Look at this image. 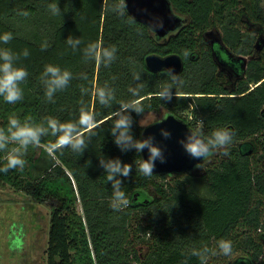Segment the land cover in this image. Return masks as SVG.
<instances>
[{
	"label": "trees",
	"instance_id": "obj_1",
	"mask_svg": "<svg viewBox=\"0 0 264 264\" xmlns=\"http://www.w3.org/2000/svg\"><path fill=\"white\" fill-rule=\"evenodd\" d=\"M170 1L185 20L161 38L127 8L122 16L114 11L120 0H0V35L13 37L0 43V49L29 52L16 62L29 73L20 85L23 99L10 104L0 97V128L7 129L13 115L45 126L47 117L74 121L81 100L99 123L82 156L70 148L50 155L46 145L55 137L49 135L41 138L40 146H29L32 154L23 158L22 170L0 172L1 183L51 205L47 264H201L192 253L204 248L209 249L206 264H227L231 256L229 264H264V36H258L264 32L262 0ZM51 4H58L59 15L52 13ZM212 29L221 36L213 37ZM69 36L82 41L76 51L66 42ZM90 43L117 48L110 67L84 58L83 49ZM152 53H178L184 59V70L177 74L184 84L173 89L177 95L171 102L154 95L168 76L147 67L146 56ZM46 65L72 73L54 102L46 99L40 79ZM224 71L233 74V84L224 82ZM134 73H140L139 81ZM105 84L114 89L110 107L94 95ZM139 85V96H133L129 88ZM81 86L87 94L82 95ZM136 99L142 101L144 114L164 108L188 122L184 114L190 110L203 122L205 136L217 128L231 130L229 155H217L200 177L191 171L173 182L167 180L172 174L143 176L136 163L142 153L121 152L110 134V116L119 103ZM132 116V131L139 139L142 116ZM6 155L0 151V167L6 165ZM103 156L132 165L131 175L121 177L129 204L119 211L110 206L111 183L99 165ZM220 240L231 241V255L220 254Z\"/></svg>",
	"mask_w": 264,
	"mask_h": 264
},
{
	"label": "clouds",
	"instance_id": "obj_2",
	"mask_svg": "<svg viewBox=\"0 0 264 264\" xmlns=\"http://www.w3.org/2000/svg\"><path fill=\"white\" fill-rule=\"evenodd\" d=\"M54 15L60 14L58 4L49 5ZM127 8L126 0H120L119 4L113 9L119 15H124ZM20 15L27 16V12H21ZM163 23L158 19L149 22V28L155 30L162 28ZM11 33L0 35V43L7 44L12 40ZM74 51L77 46L81 45V39H73L69 36L66 41ZM46 48V45H45ZM44 50V49H42ZM117 48L102 47L97 43H90L83 49V56L86 60H94L96 64L110 67L112 62L116 60ZM29 52L24 49L21 54L13 53L10 49H0V97L10 104H15L23 99V90L20 85L27 79L29 73L21 66H17V61L21 56L27 58ZM188 53L185 51L184 56ZM164 72L168 76V82L164 83L160 91L154 95L164 102H171L174 93V88L183 86V79L174 72V69L168 68ZM133 77L136 81L141 79L140 73H134ZM82 79H87L86 75H81ZM41 82L45 87V97L49 102H54L53 97L58 91L66 89L72 79V73L68 70H62L58 66L46 65L44 72L41 75ZM139 85L136 88H129L133 96H139ZM88 89L81 86L82 95L87 94ZM94 95L98 102L105 107H110L115 99L114 89L105 84L104 87H97ZM79 116L74 121L61 122L56 118L47 117L45 124L33 122L31 117H26L23 122L15 115L10 116L7 129L0 128V151H6V165L0 167V172L7 173L12 169L22 170L26 161L23 156L26 154L30 145L40 146L41 138L51 135L55 137L54 142L46 145V151L53 155L57 151H62L64 148H70L74 153L83 155L91 141L92 136L96 135L95 129L99 127L96 120V113L91 111L89 107L80 101ZM144 106L140 99L132 101H121L119 108L114 111L110 119L113 124L110 129V134L113 137L115 145L121 152L134 150L141 154L147 150V158L136 161L138 171L146 177L153 175L157 162L163 164L167 162L165 148L161 147L153 135L137 139L133 134L134 119L132 113L138 116H143ZM164 121L160 120L157 123L161 124ZM203 122L200 121L194 129H189L183 139L178 143L182 146L185 153L191 158L202 160L195 167L202 169L203 162L208 161L214 155L228 156V148L233 142V133L227 128H217L212 131L210 136H205L203 132ZM160 134L164 139H170L171 133L166 129H160ZM9 145H16L9 149ZM90 164V161H89ZM99 165L106 173L107 182L111 183L112 200L110 206L113 210L119 211L122 207L129 204L123 189V180L127 179L132 173V165L123 163L119 158H99ZM220 254L231 255L232 243L228 240H220L218 242ZM209 249L204 248L203 251H193V255L200 257L201 264H206ZM213 255L217 253L213 252Z\"/></svg>",
	"mask_w": 264,
	"mask_h": 264
},
{
	"label": "rangeland",
	"instance_id": "obj_3",
	"mask_svg": "<svg viewBox=\"0 0 264 264\" xmlns=\"http://www.w3.org/2000/svg\"><path fill=\"white\" fill-rule=\"evenodd\" d=\"M262 5L264 7V0H262ZM255 28L259 27L255 26ZM210 31L213 33V37L218 35L221 36V31L219 30L212 29ZM170 34L168 36H170ZM261 35L264 36V32L259 33L258 36L260 37ZM209 38L211 39L212 36ZM244 58L248 60V57L245 56ZM222 74L225 83L231 85L235 82L236 79L233 74L225 71ZM166 114L167 111L164 108L159 111L147 112L141 117L140 123L143 126H147L160 120ZM184 116H186L188 122L191 123L194 128L200 122L194 118L190 110L186 111ZM31 154V151H27L23 158ZM36 155H39V151H37ZM216 160L217 155H214L208 161L203 162L202 169L197 168L189 173L200 177L206 172L209 165ZM181 174L182 173H175L169 175L167 180L173 182L177 178H184ZM78 210L82 212L80 203H78ZM50 218L51 205L49 203L36 202L24 191H17L9 184L7 185L0 182V242L1 246L5 249L6 256L9 254L8 252H10L8 243H12V249H17V251H13L11 254L12 264H47L46 249L48 246ZM22 234L26 235V244L24 247L22 240L16 237ZM8 236H10V240H8ZM11 238H16V240ZM143 252H145V249ZM231 260L232 256L227 264H229Z\"/></svg>",
	"mask_w": 264,
	"mask_h": 264
},
{
	"label": "water",
	"instance_id": "obj_4",
	"mask_svg": "<svg viewBox=\"0 0 264 264\" xmlns=\"http://www.w3.org/2000/svg\"><path fill=\"white\" fill-rule=\"evenodd\" d=\"M128 12L140 22L149 26V22L154 19L162 21L163 27L152 30L161 38L168 36L181 27L184 18L178 14L170 0H126ZM264 42V38L261 39ZM147 67L154 72L164 71L172 68L176 74L184 70V59L178 53H171L162 56L152 53L146 56ZM164 121L159 124L157 121ZM160 120L144 126L142 137L153 135L156 142L165 148L167 157L166 163L157 162L154 173L175 174L197 169L196 164L202 160H196L187 155L178 143L185 137L189 129H193L188 122L173 113H167ZM166 129L171 133L170 139H164L160 134V129ZM143 158H147V150L142 153Z\"/></svg>",
	"mask_w": 264,
	"mask_h": 264
},
{
	"label": "flooded vegetation",
	"instance_id": "obj_5",
	"mask_svg": "<svg viewBox=\"0 0 264 264\" xmlns=\"http://www.w3.org/2000/svg\"><path fill=\"white\" fill-rule=\"evenodd\" d=\"M178 30V29H177ZM176 30V31H177ZM175 32V31H174ZM219 42H221L222 40H218ZM10 235V234H9ZM10 236H8V238H9ZM12 237H13V235H12ZM16 237H18L19 239H21L22 240V244H23V247L25 246V244H26V235L25 234H22V235H19V236H16ZM11 239H15L16 240V238H11ZM8 240H10V238L8 239ZM9 245H8V249H9V251L10 252H8L9 254H7V256H6V254H5V249L1 246V242H0V264H12V257H11V254H12V252L13 251H17V249L16 248H11V244L12 243H8ZM11 248V249H10ZM19 254V253H18ZM19 258H20V256H19ZM14 263V262H13Z\"/></svg>",
	"mask_w": 264,
	"mask_h": 264
}]
</instances>
